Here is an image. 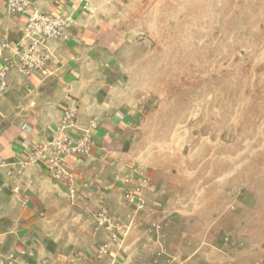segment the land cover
I'll return each mask as SVG.
<instances>
[{
  "label": "crops",
  "instance_id": "obj_1",
  "mask_svg": "<svg viewBox=\"0 0 264 264\" xmlns=\"http://www.w3.org/2000/svg\"><path fill=\"white\" fill-rule=\"evenodd\" d=\"M127 7L128 0H32L29 13L58 11L72 15L75 23L69 40L51 43L46 74L15 69L0 96V240L5 250L34 249L32 264H142L163 248L167 256L161 264L168 259L171 264H264V215L253 207L237 215L227 212L221 201L207 203L200 220L193 205L170 208L165 186L151 174L145 175L150 182L143 190L147 208L132 212L125 203L124 191L132 185L123 181L131 175L136 181L139 175L129 152L130 111L116 99L114 88L119 55L134 42L126 26ZM27 18L9 13L6 1L0 0V44L23 45ZM73 107L76 115L68 132L74 138L87 133L95 141L91 153L68 160L75 194L41 163L20 167L35 143L57 134L65 112ZM220 179L221 174L210 173L214 186L221 185ZM244 195L242 201L252 199L246 191ZM101 207L126 224L127 214L133 213L121 243L98 257L108 235L95 225L86 247L58 246L57 240L66 237L60 225L67 215L96 224L95 212ZM153 223L160 225L159 231Z\"/></svg>",
  "mask_w": 264,
  "mask_h": 264
},
{
  "label": "rangeland",
  "instance_id": "obj_2",
  "mask_svg": "<svg viewBox=\"0 0 264 264\" xmlns=\"http://www.w3.org/2000/svg\"><path fill=\"white\" fill-rule=\"evenodd\" d=\"M126 15L134 42L114 88L132 118L135 173L200 220L220 201L264 215V0H128ZM95 225L67 215L58 246L86 247Z\"/></svg>",
  "mask_w": 264,
  "mask_h": 264
},
{
  "label": "built area",
  "instance_id": "obj_3",
  "mask_svg": "<svg viewBox=\"0 0 264 264\" xmlns=\"http://www.w3.org/2000/svg\"><path fill=\"white\" fill-rule=\"evenodd\" d=\"M9 13L27 14V22L24 26L23 45L11 46L4 42L0 44V96L8 90L7 78L10 73L18 69L24 74L33 71H41L46 74L48 66L52 60L53 54L50 45L54 41H67L70 39V30L75 23L72 15H66L58 11L41 12L34 9L29 13L32 7V0H5ZM10 51L6 54L5 51ZM76 108H70L64 114L62 126L58 128L57 134L51 139L35 143L28 155V159L20 164L23 169L26 164L41 163L48 167L51 174L62 184L69 183L71 194L77 192L73 184V175L69 169L68 160L74 155L89 154L95 141L90 134H84L79 138H74L68 129L73 127ZM0 164V176H2ZM10 172V171H9ZM7 172V174H9ZM134 176H128L124 179L125 184L132 185L124 191L125 203L132 208V212H140L147 208L146 200L143 196L144 187L149 184L148 179L142 173H136ZM18 190V187H16ZM133 213H128L129 223L126 224L120 217L114 216L108 208L101 207L95 212L96 230H103L108 235V240L98 248V257H103L110 252L113 244L122 242L127 235ZM153 229L159 231L160 225L153 223ZM36 256L34 249H22L18 252L5 250L3 242L0 240V264H32V259ZM163 256H167L165 248L160 250L157 255L149 261L142 264H161ZM171 260L168 259V263Z\"/></svg>",
  "mask_w": 264,
  "mask_h": 264
}]
</instances>
